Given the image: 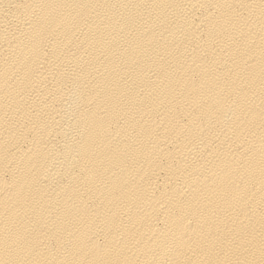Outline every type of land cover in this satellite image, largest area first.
<instances>
[{
	"label": "bare ground",
	"instance_id": "6f19581e",
	"mask_svg": "<svg viewBox=\"0 0 264 264\" xmlns=\"http://www.w3.org/2000/svg\"><path fill=\"white\" fill-rule=\"evenodd\" d=\"M0 264H264V0H0Z\"/></svg>",
	"mask_w": 264,
	"mask_h": 264
}]
</instances>
